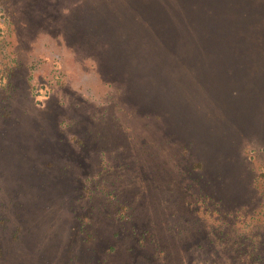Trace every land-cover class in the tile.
<instances>
[{"label": "rangeland", "instance_id": "obj_1", "mask_svg": "<svg viewBox=\"0 0 264 264\" xmlns=\"http://www.w3.org/2000/svg\"><path fill=\"white\" fill-rule=\"evenodd\" d=\"M0 9V264H264V0Z\"/></svg>", "mask_w": 264, "mask_h": 264}, {"label": "trees", "instance_id": "obj_2", "mask_svg": "<svg viewBox=\"0 0 264 264\" xmlns=\"http://www.w3.org/2000/svg\"><path fill=\"white\" fill-rule=\"evenodd\" d=\"M0 13L2 15H5L3 9H0ZM9 24L7 22H2V25H0V40H7L9 38ZM3 46L0 45V64H2L3 59L1 58V53H3ZM1 82V79H0Z\"/></svg>", "mask_w": 264, "mask_h": 264}]
</instances>
